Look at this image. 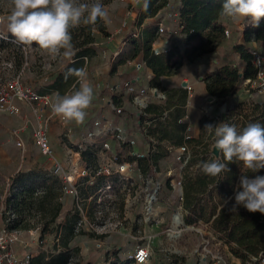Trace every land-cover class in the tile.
<instances>
[{"label":"trees","instance_id":"trees-1","mask_svg":"<svg viewBox=\"0 0 264 264\" xmlns=\"http://www.w3.org/2000/svg\"><path fill=\"white\" fill-rule=\"evenodd\" d=\"M113 1L105 0L103 4L109 5ZM222 2L223 0H182L177 6L180 13L177 31L183 35L184 47L181 48L169 37L166 50L156 55L153 51V43L157 40L159 22L169 0H149L146 11L141 1L136 8L138 15L134 25L141 28L147 19L155 18V21L148 23L142 29V43L136 46L134 51L135 55L142 51L143 60L154 73L152 79L154 83L162 77L175 74L183 64H193L204 55L216 52L226 38V28L222 21L224 18L219 15ZM97 32L108 35L102 22L97 25ZM242 34L246 43L254 42L264 46V19L261 20L259 27L255 28L247 21ZM72 36L77 49L73 62L66 64L53 77L50 85V89L60 94L75 83V77L70 76L65 79L67 69L84 67L85 57L91 58L95 55L94 45L97 33H93L90 27L81 26L73 29ZM131 36V39L136 38L133 33ZM10 49L11 43L0 37V53H9ZM233 51L239 56V62L235 66L220 64L216 69L206 73L203 78L208 94L218 101L226 102L229 97L241 91L246 80H253L256 77L250 46L236 44ZM12 53L17 69H21L25 62L24 50L15 46V51ZM166 96L165 108L149 105L145 112L152 116L140 115L141 121L157 119L156 127H150L149 134H156L159 142L172 141L176 148L188 143L190 145L203 143L201 137L205 132V125L215 121L203 117L200 121L202 131L200 137L191 136L187 139L188 125L179 123V120L186 115L188 91L174 89L166 92ZM173 105L176 107L165 116V110H169ZM226 114L224 122L236 125L238 131L248 123L259 122L264 125V100L242 101L229 108ZM162 118L164 120H161ZM207 146L206 144L203 150L194 149V157L188 160L184 168L181 187L184 220L188 225L199 223L210 225L218 239L229 247L230 252L240 259L242 264L253 263L254 258L264 255V215L259 212L250 213L242 206L238 207L236 212H230L234 199L229 200L225 206L224 201L234 197V189L242 174L264 175V169L253 174L243 167L242 162H233L228 164L229 172L221 173L218 177L207 176L200 166L203 162L215 159ZM92 150L93 148L90 147L83 151V157L87 158V155L93 154ZM166 156L161 151L149 152L137 161L147 172L154 167L157 169L158 162ZM196 164H199V167L197 171L192 172L190 168ZM62 187L57 177L44 170L20 171L10 178L2 212V220L7 228L27 233L41 228V237L51 233L58 240L55 244L56 252L30 257L29 264H70L74 253L79 250L73 246V243L79 235L83 234L82 226L78 227L81 215L78 209L66 208ZM183 262V258H175L171 264H183ZM132 263L133 259L126 262V264Z\"/></svg>","mask_w":264,"mask_h":264},{"label":"rangeland","instance_id":"rangeland-1","mask_svg":"<svg viewBox=\"0 0 264 264\" xmlns=\"http://www.w3.org/2000/svg\"><path fill=\"white\" fill-rule=\"evenodd\" d=\"M104 1L102 0L103 3ZM114 1L126 4L125 9L128 11L132 9L131 0ZM136 1L135 5L137 6L142 0ZM82 2H93V0H82ZM170 2H172V7L174 6L177 9V0H171ZM7 11L8 0H0V15H6ZM123 23H126V27L130 26L129 31L133 30L130 20L126 19ZM227 24L229 27L230 22H227ZM230 31L235 40L238 41L241 36V30L238 28L231 30L230 28ZM96 33L97 35L102 34L100 32ZM102 35L104 37L111 36L110 34ZM129 36L130 34L128 33L127 37ZM171 36L172 34L167 39ZM0 37L11 43L10 54L8 52L0 53V119H4L3 122L5 124H7V121L8 124L9 121L12 124L13 120L17 118L15 114H22L20 112L21 107L16 103L17 101H23L25 106L26 104L31 106L40 103L18 95L17 91L21 88L24 92L25 89H29L40 95L41 89L46 86L41 76L50 77L56 71L58 66L56 60L58 57L53 59L47 52L37 51L35 45L30 48L15 42L14 38L7 32L6 24H0ZM233 37L231 38L232 40ZM15 46L24 50L25 62L21 69H17L14 54L12 53L15 51ZM216 55L219 58V55H221L224 59L230 60L235 64L239 62V56L234 53L233 48L229 49L227 46L222 47L220 53L212 54L211 56L215 57ZM19 73H21V78L19 83L15 84V79ZM11 84L14 86L11 87ZM253 95L256 94L253 93ZM258 100H262V98L258 97ZM11 105L16 106L19 112L11 114ZM213 105L216 111L212 112L214 113L212 114V120L215 123L212 122L211 124L216 125L224 122L227 115L224 111L225 101H218ZM219 109L224 112L222 111V116L216 119L215 113ZM35 112L37 113V108ZM99 117L97 116L95 119H99ZM47 118L49 119V130L52 119L59 122L55 115L49 117L37 114L32 123H27L29 125L34 124L36 127L38 120ZM92 118L94 117L91 115L86 116L83 124H76L75 122L67 124L69 128L78 130L76 135L72 129L71 134L68 135L64 126L59 122L62 128L61 141L72 149V151H68L65 164L75 173V184L78 191L77 196L64 194L66 208L73 210L77 209L79 205L83 211L80 215L87 219L84 220L82 227L78 225V227L82 228L83 234L79 235L73 243V246L79 250L74 253L70 264H126L132 259L131 256L137 246L148 244L151 248V257L147 264H171L175 258H183V264H242V261L230 252L228 246L219 245L213 240V236L218 237L214 234L210 225L202 223L187 224L189 227L186 228L182 223L177 222L178 212L182 213L184 218L182 190L176 185L177 178L184 176V168L188 160L194 157V149L203 150L207 144L210 154H212V140L211 138L209 139L206 131L201 137L203 138V143L198 145L193 143L194 148L193 145L188 143L186 144L187 150L184 152L180 150V147H177V152L175 151L176 154H174L175 152L171 153L169 151L170 149H176L172 141L164 140L159 142L158 136L154 133L149 134L148 129L146 131V151L148 152L150 149L151 153L161 151L167 156L158 162L157 169L154 167V169H149L145 172L137 161V166H132V172L128 171L126 174H121L118 172L120 164L130 163L132 165L135 162V157L130 155L132 150L130 143H124L122 140L112 137L110 132H107L93 137L91 142L86 144L85 149L80 150L78 148V143L89 133L86 129L89 128L88 130H91L94 127L95 119ZM26 119L24 118L25 121ZM35 127L32 133V144L36 151L32 153L24 152L23 147L17 145L18 150L20 149V164L22 167L24 166L23 169L30 167V170H44L53 175L52 170H46L39 164L32 165L38 152H41L34 143ZM84 130L86 132H83ZM191 133L192 131H186L189 136H192L190 135ZM70 135H72V138ZM73 135H75V138ZM199 137L200 135L195 138ZM105 143L109 144L110 149L105 147ZM90 147L93 148V154H89L87 158H84L82 152ZM177 156H181V158L178 159ZM27 158L30 159V162H28ZM198 165L192 166L190 168L191 171H197ZM83 169L87 171L86 174L82 172ZM170 171L171 174L169 175L168 172ZM130 174L132 176L131 179H129ZM9 181L10 179L3 181L2 184L0 183L1 213L4 209L3 201L6 194H4V191L5 189L7 191ZM158 183H160V186ZM154 192H156L157 200L153 199L152 209L149 211L147 209L148 198L150 199L148 194ZM175 229L178 234L172 236ZM23 233L24 231H22ZM22 234L21 243L17 245H21L23 242ZM28 235V241L31 244L27 247L25 256L17 255L18 257L24 259L28 255L35 257L41 253L50 255L56 252L55 244L58 243V240H56L54 234L48 233L41 237V228H38L29 231ZM99 243L102 244V247L97 246ZM17 245L14 246V249ZM208 250L211 252L209 253ZM215 255H219L221 259L214 258Z\"/></svg>","mask_w":264,"mask_h":264},{"label":"crops","instance_id":"crops-1","mask_svg":"<svg viewBox=\"0 0 264 264\" xmlns=\"http://www.w3.org/2000/svg\"><path fill=\"white\" fill-rule=\"evenodd\" d=\"M136 0H131L132 9L130 11L126 10V4L121 2L113 1L109 5L106 6L110 18L111 23L106 25V31L111 36L104 37L102 34H98L96 38L95 55L88 60H85L84 67L88 72V79L94 89V99L91 107L87 111V116L91 115L92 119H95L97 116H100L102 120H105L103 123V131L111 130L116 127H121L125 129L128 139H134L136 141V145L133 147L134 150L138 152H147L146 148V131L151 127L155 128L157 125V119L148 120L145 119L141 121L140 115L142 108L139 107L134 101V95L129 91L127 85H132L136 91L141 89L142 87H147L148 91L143 97V102L149 105H158L160 107H166V99L162 100L160 94H165L166 92L174 90V89H184L182 86L184 83L192 86V91L188 93V100L185 106L186 115L182 118V123H186L188 125L187 130L192 131L190 135L193 137H198L200 135V121L203 117H207L208 119L212 118V113L215 110V106L218 100L213 97V100L210 101L211 95L208 94L206 90V85L203 80L204 75L209 71L216 69V67L220 64H231L236 65L230 60L224 59L217 55L211 56L210 54L204 55L198 61L193 64H183L180 66L175 74L171 76L162 77L159 81L154 83V81L146 77V73H153V71L149 67H143L139 69V65L143 63V55L142 51L136 53L135 55V47L139 46L142 43V29H144L145 25L150 22L155 21V18L147 19L141 28H138L134 25V21L137 17L136 8L139 7L141 3L137 6L135 5ZM171 0H169L170 2ZM137 2V1H136ZM182 0H177V6L181 4ZM125 3V2H124ZM172 3V2H171ZM112 10H114L112 12ZM165 12V9H164ZM130 20V24L133 30L129 31L130 26H123V22L125 20ZM223 23L225 24V28L228 31V35L224 39V41L218 46L216 52L213 54H217L221 52V48L226 47L231 49L236 44H246L247 46L252 45L253 43H246L244 41L242 32L247 23L246 19H230L224 18ZM227 22H230V26L228 27ZM239 29L241 30L240 39L237 41L235 37L232 36L230 31ZM138 32V37L131 39L132 33ZM128 33L130 34L127 37ZM233 37V40L231 39ZM171 40L177 42L181 48L183 45V35L178 33L177 29L174 30L171 36ZM162 41L158 40L155 42V46H161ZM210 56V57H207ZM236 58V57H235ZM58 66L56 67V71L51 74V76H44L42 81H44L45 87L41 89L40 95L46 96L48 100H54V93L56 90L50 89V85L52 84L53 77L68 63L73 62L68 58L59 56L56 60ZM113 68H115L113 70ZM154 74V73H153ZM73 85V84H72ZM109 87H113L114 90H110ZM72 86L68 87L66 91H68ZM153 89H157V91L153 92ZM63 93V94H64ZM255 92H247L245 87L241 89V91L235 96L229 97L224 105V111L227 113V110L236 104L245 101L252 102L258 100V97H261L264 100V97L256 94ZM167 98V96H166ZM20 107L22 114H15V118L13 123L11 124L7 121L5 124L4 119H0V183L3 181H8L11 177H13L16 173L22 170H30L31 168H24L20 164L19 161V151L17 148L16 142L21 140L24 143L23 151L24 152H34V146L32 144V133L35 127L34 124L29 125L27 122H31L34 118L37 117V114L43 116H50L51 108L50 106H45L42 104L35 105H27L23 104V101L16 102ZM112 105H115L118 109L121 110V114H118L113 110ZM176 105H173L169 110H165L164 115L172 111ZM37 108V113L35 112ZM222 109H219L216 115V119H219V116H222ZM152 115L149 114L148 117ZM27 118L26 121L24 118ZM29 118V119H28ZM161 120H164L162 118ZM153 122H155L153 124ZM72 129V128H71ZM86 129V128H85ZM89 129V128H88ZM86 129V131H88ZM100 130L97 128H92V130ZM73 133L76 135L78 130L76 128L72 129ZM85 130L83 132H86ZM62 132L61 125L55 119L51 120L50 123V141L52 147L55 151L57 158L60 161L65 163L67 159L68 151H72L67 145L63 144L60 138ZM75 135L73 137L75 138ZM72 138V135H70ZM187 135L186 137H188ZM191 137V136H190ZM151 150V149H150ZM148 151L152 152V151ZM171 153L177 152V148L169 150ZM176 152L174 154H176ZM145 153V154H147ZM37 154V153H36ZM30 162V159H28ZM39 164L44 167L46 170H52L53 163L51 159L47 156L43 155L41 152H38V155L33 160L32 165ZM6 193V189L4 194ZM4 222L2 220V213L0 212V225H3ZM28 233L24 232L22 234V244L17 245L15 247V253L19 256H25L27 252V247L30 246ZM134 252V251H133ZM27 255V254H26Z\"/></svg>","mask_w":264,"mask_h":264},{"label":"clouds","instance_id":"clouds-1","mask_svg":"<svg viewBox=\"0 0 264 264\" xmlns=\"http://www.w3.org/2000/svg\"><path fill=\"white\" fill-rule=\"evenodd\" d=\"M146 11L149 0H142ZM219 15L223 18L246 19L252 27H259L264 19V0H223ZM111 23V18L102 0H8L6 15H0V24H6L7 32L15 42L36 46L37 51L47 52L53 59L63 56L72 60L77 49L73 43L72 30L81 26L90 27L95 33L97 25ZM264 59L254 62V67L264 73ZM75 77V83L64 94L54 93L50 107L52 113L69 124H83L87 109L94 99V89L88 79L85 67L68 68L65 79ZM205 131L211 137L212 148L219 155L210 162H203L201 170L205 175L218 177L229 172V163L242 162L251 173L264 169V125L248 123L241 130L236 125L221 122L206 124ZM230 212L244 207L250 213L264 215V175L242 174L234 189Z\"/></svg>","mask_w":264,"mask_h":264},{"label":"built area","instance_id":"built-area-1","mask_svg":"<svg viewBox=\"0 0 264 264\" xmlns=\"http://www.w3.org/2000/svg\"><path fill=\"white\" fill-rule=\"evenodd\" d=\"M179 17H180L179 11L176 8H174V6L172 7V3L169 2L168 6L165 8V12L162 13L159 26H158V31H157L158 37L156 41L161 40L163 43L161 46H155L154 44L156 41L153 43V51L156 55L161 54L166 50L167 37L171 35L175 29L178 28ZM125 25L126 23L123 24V26ZM95 32H97V30ZM225 32L227 36L228 31L226 30ZM133 36L138 37V32L133 33ZM252 43L253 44L250 45V52L252 56V64L254 65L255 61L259 59H264V46H259L254 42ZM85 60H88V58L85 57ZM142 66L143 67L147 66L145 61H143V63L139 65V69H141ZM261 67H264V65H261ZM254 68L256 71V77L253 80L252 79L246 80L244 82V87L247 90V92L249 93L255 92L256 94L264 97V73H261L258 68L256 67ZM146 77L151 80L154 78V74L152 72L151 73L147 72ZM20 78H21V73L17 75L15 79V84L19 83ZM12 86L14 85L11 84V87ZM127 86H128L129 91L134 95L133 101L139 107L142 108L141 114L144 116H148V114L145 112V109L147 108V104L143 102L142 100L148 91L147 87H142L141 89L136 91V89L132 85H127ZM109 89L114 90L113 87H109ZM184 89H186L188 93H190L192 91V86L189 84H186V86H184ZM154 91L156 92L157 89H153V92ZM17 93L18 95L25 96L27 99H30L32 101H39L45 106H50L52 102L48 100L46 96L38 95L37 93L30 91L29 89H25V92H24L23 89L21 88L17 91ZM160 97L162 100L166 99L165 94H160ZM112 108L118 114H121V110L118 109L115 105H112ZM17 112H19V109L16 106L11 105L10 113L15 114ZM52 116H54V114L51 111L49 117H52ZM58 121L64 126L65 132L68 135L71 134L72 132L71 128H69L67 124L63 123L60 120V118H58ZM104 121L105 120H102L101 118L95 119L94 128L98 127L100 130H94V129H93L94 131H92V129L88 130L89 133L85 135L82 138V140L78 143L77 145L78 148L80 150H83L85 149L86 144H88V142H91L93 137L98 136L102 133L110 132L112 134L111 135L112 137H116L117 139L122 140L124 143L128 142L132 145V150L130 152V155L135 157V162L132 165H130V163H122L119 165V169H118V172H120L121 174H126L128 171L132 172V166H137L136 165L137 160L139 158H143L145 156V153L138 152L133 149V147L136 145V141L134 139H128L125 129L121 127H116L114 129L107 130V132L103 131ZM182 122H183L182 119H180L179 123H182ZM48 123H49L48 118L45 120H38L35 130H34V143L39 148V150L41 151L43 155L51 159L53 163L52 173L55 177H57L62 182V185H63L62 189H63L64 194L77 196L78 191H77V186L75 184V173H73L72 170H70L63 161H60L57 158L55 151L51 145ZM188 138H190V136H188L187 139ZM17 145L19 147H23L24 143L23 141L19 140L17 141ZM105 147L110 149V146L107 143H105ZM180 150L183 152L186 151L187 150L186 144L180 147ZM177 158L180 159L181 156H177ZM82 172L84 174L87 173L85 169H83ZM168 174L170 175L171 171L168 172ZM131 178L132 176L130 174L129 179ZM182 178H183L182 176L178 177L177 182H176V185H178L180 189L182 187V181H183ZM158 185L160 186V183H158ZM155 193L156 192L152 194L149 193L148 197L151 196L152 198L154 197L156 198ZM149 205H151L150 208H149ZM77 209L79 210L80 214L83 213L79 205ZM147 209L149 211H151L152 209V203L150 204V200H148ZM84 220H87V219L81 216V220L78 223V225L81 226L85 222ZM86 223L88 222L86 221ZM21 234H22L21 230L9 229L7 228L6 224L0 225V264H29V259H30L29 255L26 258L22 259L18 257L17 254L13 250L15 245L21 243ZM213 240L217 244L223 245V242L214 236H213ZM97 246L102 247V244L99 243ZM208 252L210 253L211 251L208 250ZM150 257H151L150 245L149 244L141 245V246L139 245L136 247V249L133 252V255L131 256V258L133 259L132 264H147ZM214 258H217L219 260L221 259L219 255H215ZM249 264H264V255H261L260 258H254L253 263H249Z\"/></svg>","mask_w":264,"mask_h":264},{"label":"water","instance_id":"water-1","mask_svg":"<svg viewBox=\"0 0 264 264\" xmlns=\"http://www.w3.org/2000/svg\"><path fill=\"white\" fill-rule=\"evenodd\" d=\"M182 86H183V87L186 86V83H184ZM209 100L212 101V100H213V97H210ZM212 154H213L214 156L219 155V153H218L216 150H213V149H212ZM178 214H179L180 218L182 219V224H183V226H185L186 228H188L189 226H188V225L186 224V222L184 221V218H183L182 213L178 212Z\"/></svg>","mask_w":264,"mask_h":264},{"label":"bare ground","instance_id":"bare-ground-1","mask_svg":"<svg viewBox=\"0 0 264 264\" xmlns=\"http://www.w3.org/2000/svg\"><path fill=\"white\" fill-rule=\"evenodd\" d=\"M153 199H156V198H155V197L152 198L151 196H150V199L148 198V200H150V204L153 202ZM150 206H151V205H149V208H150ZM177 222L182 223V219L180 218L179 214H177ZM182 225H183V224H182ZM184 227H185V226H184ZM177 234H178L177 230H176V229L173 230L172 236H176Z\"/></svg>","mask_w":264,"mask_h":264}]
</instances>
